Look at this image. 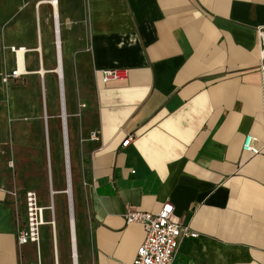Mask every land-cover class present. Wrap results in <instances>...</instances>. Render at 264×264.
I'll return each instance as SVG.
<instances>
[{
	"label": "crops",
	"instance_id": "1",
	"mask_svg": "<svg viewBox=\"0 0 264 264\" xmlns=\"http://www.w3.org/2000/svg\"><path fill=\"white\" fill-rule=\"evenodd\" d=\"M49 1L0 0V83L16 65L11 46L26 48L27 73L9 84L36 74L45 85L67 65L78 96L79 264H131L145 231L126 211L157 212L167 201L198 234L181 240L173 264H264V0ZM115 68L128 76L104 83L102 71ZM59 107L61 116L60 92ZM52 117L45 103L47 145ZM93 130L98 143L87 140ZM248 134L259 154L243 150ZM5 175L0 160V264L36 262L34 244L18 245L24 200Z\"/></svg>",
	"mask_w": 264,
	"mask_h": 264
},
{
	"label": "rangeland",
	"instance_id": "2",
	"mask_svg": "<svg viewBox=\"0 0 264 264\" xmlns=\"http://www.w3.org/2000/svg\"><path fill=\"white\" fill-rule=\"evenodd\" d=\"M36 24V22H35ZM35 29V36H37ZM52 33V32H51ZM50 33V34H51ZM44 38H47L44 35ZM52 41V40H51ZM36 43V42H35ZM9 46H7L8 48ZM4 48V46H3ZM53 52L52 44H43V55ZM30 63L33 69L39 70L38 52L31 53ZM54 61L49 56L47 67L54 66ZM32 69V68H30ZM68 68L64 71V91L69 113L68 127L70 137V149L73 166L72 172L73 201L75 198V182L73 179L77 169L79 156L77 154L78 138L75 135V124L78 121L74 117V107L78 96L74 82L69 81L67 76ZM54 73V72H53ZM48 73L45 85L39 75L34 76L31 83L29 77L13 84L0 83L3 86L0 92V139L1 146V167L7 179H16L18 183V198H23L27 190H35L39 196L40 204L43 206L54 204V211H46V219H52L55 215V234L57 249H55L54 228L52 225H45L41 228V255L42 264H73L72 241L70 226V201L67 194L62 193L66 186L65 169V146L61 141V123L59 107L60 86L56 73ZM12 90V91H11ZM46 93V94H45ZM45 103L49 117V147L50 155L47 153V136L45 131ZM14 159L15 167L11 169L9 162ZM6 174V173H5ZM9 182V180H7ZM78 186L76 185V191ZM55 191V194H52ZM80 201V199H79ZM24 204V201H23ZM75 201L73 202L75 216ZM25 206V204H24ZM80 205L76 202V210ZM23 209V206H20ZM80 211L76 213L77 238L79 250L82 249L80 227ZM26 217V216H25ZM75 219V218H74ZM69 221V222H68ZM75 221V220H74ZM57 253V254H56ZM29 258L37 261L35 247L27 253ZM79 260V257H78Z\"/></svg>",
	"mask_w": 264,
	"mask_h": 264
},
{
	"label": "built area",
	"instance_id": "3",
	"mask_svg": "<svg viewBox=\"0 0 264 264\" xmlns=\"http://www.w3.org/2000/svg\"><path fill=\"white\" fill-rule=\"evenodd\" d=\"M61 42L59 40V34L57 31L56 47L60 49ZM10 50L15 54L16 65L15 67L6 72L2 76V82L9 84L13 80L22 78L27 73L25 67V53L27 52L24 47L11 46ZM19 55H22V62L19 59ZM262 58L264 60V47L262 49ZM60 62V59H59ZM128 76L127 70L115 68L104 69L102 71V81L108 83L111 80H123ZM60 80V104L62 109V122L64 128V138L67 139L66 131V104L64 96V88L62 81V74L59 75ZM88 141L100 142L101 137L98 131H91L87 137ZM132 140L129 136L123 143V146H127ZM65 143V155L69 158V149ZM243 150L254 155L259 154L262 150L257 145V138L252 134H248L245 137L243 143ZM13 161L9 162V167H13ZM70 201V198H69ZM72 202V197H71ZM25 204V221L22 222L17 215V242L19 246L27 244H34L36 246L37 261L30 262L28 264H42L41 262V228L45 225H52L54 228V241L55 249H57V240L55 234V215L52 219H46V211H54V204L43 206L40 204V199L36 191L27 190L24 196ZM125 219L128 224L138 223L141 224L145 231V239L143 243L138 247L136 255L131 264H173L175 254L179 248L181 240L185 237H197V233L193 232L187 226H183L174 220V205L167 201L162 204L161 208L157 212L139 211L129 208L125 213ZM71 221V220H70ZM72 259L75 263L77 253L76 239L72 238ZM75 242V245L73 244ZM55 264H58L56 258Z\"/></svg>",
	"mask_w": 264,
	"mask_h": 264
},
{
	"label": "bare ground",
	"instance_id": "4",
	"mask_svg": "<svg viewBox=\"0 0 264 264\" xmlns=\"http://www.w3.org/2000/svg\"><path fill=\"white\" fill-rule=\"evenodd\" d=\"M57 1L58 0H51V1H49L52 5H54L55 7L54 8H57ZM63 44V43H62ZM62 46V45H61ZM60 46V47H61ZM38 49V48H37ZM61 49V48H60ZM34 50V49H33ZM61 56V55H60ZM59 58V57H58ZM19 59H20V61L22 60V55H19ZM61 60V59H60ZM22 62V61H21ZM57 62V61H56ZM56 66H58V65H56ZM63 71H64V69H63V67L61 66V65H59L58 67H56L54 70H53V72L54 73H56V75H61V74H63ZM44 71H40L39 73H43ZM63 77V76H62ZM58 78V77H57ZM68 135V134H67ZM67 142V141H66ZM69 165H70V163H69ZM65 169H66V186H65V188H64V190L62 191V193H65V194H67V196L69 197V198H71L72 197V206H73V202L75 201H73V186H72V172H71V166H68L67 167V165H66V162H65ZM52 194H55V191H53V193ZM75 206V205H74ZM73 213H74V207H73ZM71 220V219H70ZM73 220V219H72ZM69 222V221H68ZM73 222V224H75L74 223V220L72 221ZM74 229H75V225H74ZM74 235H73V237L72 238H74V241H75V239H76V231L74 230ZM74 245H75V242L73 243ZM75 254H76V263L75 264H79V262H78V253H76L75 252ZM58 258V257H57Z\"/></svg>",
	"mask_w": 264,
	"mask_h": 264
},
{
	"label": "water",
	"instance_id": "5",
	"mask_svg": "<svg viewBox=\"0 0 264 264\" xmlns=\"http://www.w3.org/2000/svg\"><path fill=\"white\" fill-rule=\"evenodd\" d=\"M47 147H48V157H49V155H50V154H49V145H47ZM65 157H66V165H67V167H68V166H70V165H69V162H70V161H69V158H68L67 155H65ZM70 216H71V221H70L71 234L74 235L73 232H74L75 229H74V224H73V222H72V221L74 220V213H73V206H72L71 198H70ZM72 219H73V220H72ZM75 263H76V261H75ZM75 263L73 262V264H75Z\"/></svg>",
	"mask_w": 264,
	"mask_h": 264
}]
</instances>
